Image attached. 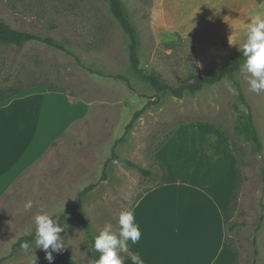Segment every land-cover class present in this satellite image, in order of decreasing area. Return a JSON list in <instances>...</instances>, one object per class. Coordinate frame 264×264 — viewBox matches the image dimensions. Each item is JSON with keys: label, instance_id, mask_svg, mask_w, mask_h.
Segmentation results:
<instances>
[{"label": "rangeland", "instance_id": "rangeland-1", "mask_svg": "<svg viewBox=\"0 0 264 264\" xmlns=\"http://www.w3.org/2000/svg\"><path fill=\"white\" fill-rule=\"evenodd\" d=\"M123 1L141 37L142 67L159 71L170 84H180L192 71L217 70L228 61L225 53L218 64L202 69L193 38L151 31L148 20L153 0ZM255 1L257 9L264 11V0ZM0 9L1 18L14 28L49 36L64 46L59 49L41 41L23 48L0 44V87L27 91L44 86L63 91L74 101H86L89 110L86 118L71 125L22 173L1 200L0 264H39L46 258V251L36 247L35 241L28 253L14 250L18 239L35 228L34 216L41 208L54 214V219L58 215L62 226L67 223L60 233L65 245L61 252L95 264L83 226L70 216L60 219L62 212L79 203L94 236L107 223L118 233L121 210L132 208L154 185L152 177L146 178L128 161L139 168L161 170L156 150L174 128L195 120L215 122L243 151L228 221L239 225L229 232V239L237 250L236 264H251L255 248L259 251L257 264H264V91H250V74L239 70L235 79L251 107L260 151L237 128L248 107L239 104L235 108L238 95L228 90L229 85L236 88L232 80L177 98L157 94L138 79L130 69L127 35L107 0H1ZM115 75H124L128 81ZM80 108L73 115L77 110L85 112ZM139 110L143 111L127 130ZM114 154L116 158L110 161ZM91 184L94 188L79 201V194ZM29 200L33 205L25 209Z\"/></svg>", "mask_w": 264, "mask_h": 264}, {"label": "crops", "instance_id": "crops-1", "mask_svg": "<svg viewBox=\"0 0 264 264\" xmlns=\"http://www.w3.org/2000/svg\"><path fill=\"white\" fill-rule=\"evenodd\" d=\"M258 5L255 0H153L148 21L152 32L193 38L205 69L243 45ZM79 106L85 112L73 115ZM88 115L86 101L44 86L0 99V202L53 142ZM169 136L155 152L166 179L133 205L141 240L123 252H138L145 264H236L227 218L239 186V158L229 135L215 122L195 120ZM53 256V264H85L64 252Z\"/></svg>", "mask_w": 264, "mask_h": 264}, {"label": "trees", "instance_id": "trees-1", "mask_svg": "<svg viewBox=\"0 0 264 264\" xmlns=\"http://www.w3.org/2000/svg\"><path fill=\"white\" fill-rule=\"evenodd\" d=\"M262 1V0H257ZM1 2V0H0ZM109 4V9L112 15L116 18V20L120 23L123 31L127 35L128 42H127V50L129 54V62H130V69L135 73V75L141 81L147 83L150 87H152L157 94L161 95H171L173 97L182 98L186 94H196L197 92L201 91L207 85L216 84L224 79H230L234 82L236 89L239 92L237 96L238 102L235 104V108L239 107V104H244L248 107V114L240 118L237 123V128L240 132L246 135L248 140L254 142L255 147L257 150H261V141L258 129L256 127L253 113L251 110L250 105L246 100L245 93L243 91V87L241 83L235 79L237 72L240 70L241 65L245 62V58H243L242 51L237 50L234 51L228 58V61L222 65L217 70L214 69H207V70H196L190 72L185 80H183L178 85H172L167 82L163 75L153 69L148 70L142 67V60H141V37L137 30L135 23L133 22L128 7L124 3L123 0H107ZM167 35H173L181 37L178 33H166ZM34 41H41L47 43L51 46L57 47L59 49H64V46L57 42L56 40L52 39L51 37H43L38 34H35L30 31L16 29L9 23H7L3 18H1V9H0V44H10L18 48H23L26 44ZM117 78H122L128 81V78L124 75H115ZM25 89L23 88H11L5 89L0 87V99L1 101H5L21 92ZM54 90V89H51ZM143 110H139L134 115V120L130 122L127 126V130H130L134 124V121L140 116ZM233 148L238 155L239 163L243 161L242 158V149L239 148L234 142H232ZM116 155L114 154L110 161L115 159ZM128 164L138 168L141 173L146 177L154 180V185L149 187L146 191L152 189L154 186L160 185L166 179V170L163 166H161V170H152V169H145L139 168L135 163L128 161ZM160 175V176H159ZM263 177H264V169H263ZM95 184H91L86 187L80 194H79V201L83 198V196L93 189ZM235 199V197H234ZM70 216L73 220L80 223L91 244V254L94 261L99 259L100 253L94 249V233L92 232L91 223L89 218L86 214L80 209L79 203L67 207L61 214L60 219L63 217ZM263 219V216H261ZM229 221V216L227 218ZM238 222L232 221L230 224L228 223L227 229L229 232H233L237 226ZM260 228V224L258 225L257 229ZM35 228L29 233L26 234L18 239V241L14 244V250L20 248V244L24 241H28L33 245L35 241ZM254 245H257L256 237L254 238ZM258 249L255 248V257L251 264H257V256H258ZM58 253H53V255H57ZM121 256H129L127 253H121ZM124 264H132L130 258L124 261Z\"/></svg>", "mask_w": 264, "mask_h": 264}, {"label": "clouds", "instance_id": "clouds-1", "mask_svg": "<svg viewBox=\"0 0 264 264\" xmlns=\"http://www.w3.org/2000/svg\"><path fill=\"white\" fill-rule=\"evenodd\" d=\"M230 43L236 44L230 39ZM243 53L245 62L241 65L242 73L250 74L248 83L250 91L259 93L264 91V11L258 12L251 17L245 30V40L243 45H239ZM229 92L239 95L235 87L229 85ZM33 201L29 200L25 204V209H30ZM54 214H49L41 208L34 216L35 224V246L46 251V259L49 264H53V252L60 253L64 250V242L60 233L67 228V223L63 226L59 222V216L53 218ZM119 231H113L110 223L95 235L94 249L100 253L95 264H124L128 258L132 264H145L143 257L137 252L129 256H121L120 251L128 252L130 245H136L141 240V229L136 222L135 211L132 208H123L118 218ZM20 248L28 253L32 245L28 241L20 244ZM51 248V251L48 249Z\"/></svg>", "mask_w": 264, "mask_h": 264}]
</instances>
